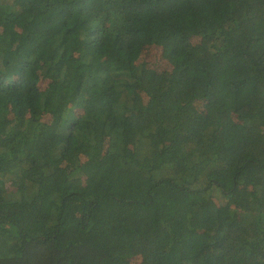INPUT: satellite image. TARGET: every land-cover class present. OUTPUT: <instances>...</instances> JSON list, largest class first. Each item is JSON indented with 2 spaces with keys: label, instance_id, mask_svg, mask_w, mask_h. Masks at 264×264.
I'll return each mask as SVG.
<instances>
[{
  "label": "trees",
  "instance_id": "trees-1",
  "mask_svg": "<svg viewBox=\"0 0 264 264\" xmlns=\"http://www.w3.org/2000/svg\"><path fill=\"white\" fill-rule=\"evenodd\" d=\"M0 264H264V0H0Z\"/></svg>",
  "mask_w": 264,
  "mask_h": 264
},
{
  "label": "rangeland",
  "instance_id": "rangeland-1",
  "mask_svg": "<svg viewBox=\"0 0 264 264\" xmlns=\"http://www.w3.org/2000/svg\"><path fill=\"white\" fill-rule=\"evenodd\" d=\"M153 56L154 57H150L148 61H151L155 67L159 68L165 65V63L159 58V56H157V54L154 53ZM84 184H86L85 178H79L78 186H83Z\"/></svg>",
  "mask_w": 264,
  "mask_h": 264
}]
</instances>
